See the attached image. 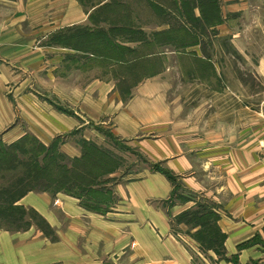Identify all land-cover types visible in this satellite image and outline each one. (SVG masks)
Segmentation results:
<instances>
[{
	"label": "crops",
	"instance_id": "0c3cea01",
	"mask_svg": "<svg viewBox=\"0 0 264 264\" xmlns=\"http://www.w3.org/2000/svg\"><path fill=\"white\" fill-rule=\"evenodd\" d=\"M129 2L130 0H101L96 1V6L88 8L78 0H0V9L3 7L5 11L14 13L5 19L4 24L0 23V132L17 118V110H13L3 95L6 85L21 76L16 72L19 68L14 61L32 52L31 47L37 46L34 41L39 36H45L43 40L49 37L47 41H51L61 31L65 37L77 28L83 35H86L83 31L90 29L89 36H104L105 34L97 33V29L105 27L92 24L91 17L103 9L115 14L117 5H129ZM177 2L180 1L134 0L136 5L143 4L141 8L147 11L143 13L148 18L157 19L158 16L152 15L150 7L146 9L147 4L163 6ZM167 15L168 13L165 14L166 18H161L166 21L156 25L164 26L156 32V36L161 37V42L173 37V30L176 29L174 25L169 27ZM25 20L31 25L35 20L42 23L38 27L34 25L25 29ZM116 28L115 31L123 28L132 31L127 42H103L106 45L97 42L91 47L81 43L79 49H76L90 52L119 51L124 46L127 51L145 52L142 59H149L153 50L179 52L174 53L177 57H182H178L179 63L175 65L172 61H166L165 66L175 67L179 64L183 69L189 65L183 58L189 56L181 54V51L196 53L191 57L195 58L193 65L197 67L207 62L201 54V36L184 22L178 23V29L190 39L181 38L185 40L184 43L173 48L171 43H164V46L162 43H153L155 39H151L150 34L153 33L147 30L149 28L121 25ZM217 29L225 38L224 41L232 36V30L226 22ZM33 36L36 37L35 40L28 38ZM193 37L196 39L194 42H186ZM234 45L240 52L247 49L243 43ZM43 49L63 52L64 54L56 55V62H61L72 47L70 44L47 43ZM30 58L34 62V55ZM166 58H169V54L164 60ZM20 60L21 66L27 61L25 57ZM35 62H39L38 57ZM163 77L155 76L152 81L144 82L136 88L127 103L128 109L115 115L112 120L111 133L132 148L148 165H158L169 173L176 180L175 184L164 173L145 168L139 173L141 177L138 179H128L116 184L112 199L117 195L119 200L106 214L92 212L81 205L78 199L59 193L57 196L62 198L64 210L71 215L90 217L97 232V229H119L120 226L131 229L136 244L142 245L151 264H264V102L252 110L244 102L246 98L242 93L228 91L226 86L227 90L224 87L221 92L199 94L198 97L205 102L189 112L184 108L183 96L176 95L175 104H170L168 87L163 86ZM114 99L115 104L120 105L122 100L119 94ZM58 101L66 102L61 98ZM101 101H104L103 94ZM17 107L30 131L46 146L56 136L68 133L77 126L86 127L89 124L79 114H64L54 110L51 104L45 108L35 95L31 103L22 100ZM87 116L90 123L97 125L103 115L95 111ZM14 137L15 135L11 138ZM86 140L91 142V138ZM63 148L70 158H81V147L78 149L73 144H65ZM176 186L198 200L215 206V212L219 215L218 227L225 235L220 254L213 249H203L196 236L201 226L178 221L180 215L196 208L197 200L179 199ZM171 197L174 199L171 200ZM149 200L164 201L166 206L157 208L148 204ZM44 201L46 200L41 195L29 194L21 203L46 214L50 222H55V215L46 208ZM104 216L112 221H106ZM175 225L179 235L174 234ZM111 231L117 233L116 230ZM52 248L45 249L43 241L32 235V231L14 234L0 230V264H52L72 260L70 256L57 257V248L61 247L54 245ZM75 262L87 264L82 259H75Z\"/></svg>",
	"mask_w": 264,
	"mask_h": 264
},
{
	"label": "rangeland",
	"instance_id": "374dc122",
	"mask_svg": "<svg viewBox=\"0 0 264 264\" xmlns=\"http://www.w3.org/2000/svg\"><path fill=\"white\" fill-rule=\"evenodd\" d=\"M78 1L83 6L91 8L96 6V1L101 0ZM178 1L180 2L163 6L147 4L146 9L150 7L152 15L158 16V19L148 18L144 14L147 11L141 8L143 4L136 5L134 0H130L129 5L123 3L120 4L121 6L117 5L115 14L103 9L100 13L93 15L90 22L105 27L97 29V33L105 34L104 36H89L90 29L83 31L86 34L83 35L80 34L79 28L74 32L71 30L70 35L65 37L61 31L55 37H50L51 41H47L49 37L43 40L45 36H39L38 40L34 41L37 46L31 47L33 51L14 61L15 66L19 68L16 72L21 76L6 85L7 88L3 95L12 105L13 110L15 112L17 110V118L0 132V139L4 143L10 145L27 135L37 139L30 131L25 119L21 117L17 107L22 100L31 103L33 95L45 108L51 104L54 110L73 116L79 114L89 122L86 127L77 126L68 133L56 136L50 144L57 142V151L54 153L64 158L65 168L55 169V178L66 183L69 193H57L51 188L47 189L42 182H32L29 179L30 168L23 164H12L10 168L0 167V192L5 189L21 192L26 188L29 190L27 195H41L46 200L44 201L47 204L46 208L56 217L55 222H50L46 214L43 215L35 208L23 205L21 200L27 196L25 195L18 205L25 208L26 216L21 218L18 213H6L0 210V230L14 234H25L32 231V235L43 241L45 249H53L52 247L56 245L61 247L57 248V257L64 255L72 259L68 262L60 261L52 264H76L75 259L77 261L82 259L87 264L96 262L97 264H151L145 256V249L142 245L136 244L131 229L120 226L119 229L117 227L97 229V232L90 217L66 213L62 198L57 196L59 193L66 194L81 201L80 204L90 211L106 214L111 207H115L114 204H117L119 200L117 195L114 200L112 199V192L115 193L114 187L117 183L128 179H138L141 177L139 173L145 168L151 169L152 172H160L155 168L160 169L158 165H148L132 148L111 133L112 120L115 115L128 109L127 103L138 86L152 81L155 76H164L162 82H164L163 86L168 87L170 104H175L176 95L177 97L183 96L184 108L189 112L205 102L198 97L199 94L221 92L224 87L227 90L226 86L229 88L228 91L242 93L246 98L244 102L252 110L256 109V105L264 102V0ZM167 13L169 27L174 25L176 29L173 30V37L167 36L169 40L165 39L161 42V37L156 36V32L164 26L156 27V25L166 21L162 19L166 18ZM12 14L14 13L7 12L2 7L0 23L4 24L5 19ZM190 15L192 17H189ZM182 22L188 26L191 25L201 36L203 44L201 54L207 60L205 65H201L202 67L193 65L195 58L191 56L196 53L192 52H180L189 56L183 58L189 64L183 69L179 64L175 67L165 66L166 61H172L175 65L179 63L178 57H182L175 55L179 52L153 50L149 59H142L145 52L127 51L124 46L119 51L90 52L76 49H79L81 43L91 47L97 42L114 43L116 40H120L121 43L127 42L132 31L125 30V28L115 31L116 26L119 25L129 28H149L147 30L153 33L150 34L151 39H155L153 43H162L163 46L171 43V48H173L185 41L181 39L185 37V34L178 29V23ZM223 22H226L232 30V36L227 37L225 41L217 29ZM39 23L42 22L35 20L31 25L25 20L24 28L28 29L34 25L38 27ZM28 38L35 40L36 37ZM185 38L190 39V37ZM111 39L114 41L112 42ZM191 39L186 42L192 43L196 40L194 37ZM173 40H175L174 44ZM238 42L239 45L243 43L247 48L244 52L235 49L234 43ZM47 43L70 44L72 49L68 50L65 60L56 62L58 60L56 55L64 53L43 49ZM168 54L169 58L164 60ZM32 55H34V62L30 58ZM24 57L27 61L21 66L20 59ZM37 57L38 63L35 62ZM105 89H110V91L107 92ZM102 94L104 101H101ZM118 94L122 100L120 105L115 104L114 99ZM58 98L63 101L65 99L66 102L60 103ZM84 111L89 116L95 111L102 113L103 116L95 125V123H90V118ZM14 135L16 138H11ZM85 137L91 138V142H87ZM65 144H73L78 149L81 147V158H70L64 152ZM90 184H93V187H89ZM105 188L113 190H105ZM92 189L100 190L104 195L90 196L92 192L88 190ZM176 194L181 199L182 197L188 200L195 198L197 200L195 207L197 203L208 204L204 200H198L195 196L183 192L180 187L176 190ZM148 204L157 208L166 206V203L161 200H149ZM104 219L112 221L107 216H104ZM173 229L176 231L174 234L179 235L176 225ZM111 230H116L117 233ZM203 237L206 241L208 240L207 231ZM197 262L199 263L198 260Z\"/></svg>",
	"mask_w": 264,
	"mask_h": 264
},
{
	"label": "trees",
	"instance_id": "16d2710c",
	"mask_svg": "<svg viewBox=\"0 0 264 264\" xmlns=\"http://www.w3.org/2000/svg\"><path fill=\"white\" fill-rule=\"evenodd\" d=\"M56 145L57 142H54L52 145L47 147L40 143L38 139L29 135L10 145H7L2 139H0V167L7 166L10 168L12 164H23L24 166H28L30 168L29 179H31L32 182H42L47 186V189L51 188L57 193H69L66 183L63 180L55 178V169L65 168L63 165L64 158L62 156H56L54 153V151H57ZM93 149L97 150V148ZM22 156L25 159L22 158ZM155 168L156 170H160V172L164 173L175 184L176 180L174 177L162 169H158L157 167ZM89 187H93V184H90ZM175 189L177 190L178 187ZM25 190L26 188H24L21 192H14L7 191L5 189L0 192V210L6 213H18L21 215V218H24L26 216V210L22 206L18 205V202L29 193V190ZM88 192H92L89 194L90 196L93 194L104 195L100 190L92 189L88 190ZM172 199L174 198L171 197V200ZM181 200L188 199L182 197ZM197 204L198 205L195 209L180 215L178 217V221L201 226V230L196 234V236L203 249H213L220 254L223 251L225 235L218 227L219 215L215 212V206L210 203L207 205L201 203ZM206 231L208 234L207 241L203 237V234Z\"/></svg>",
	"mask_w": 264,
	"mask_h": 264
}]
</instances>
